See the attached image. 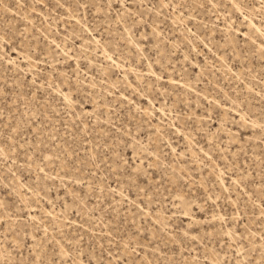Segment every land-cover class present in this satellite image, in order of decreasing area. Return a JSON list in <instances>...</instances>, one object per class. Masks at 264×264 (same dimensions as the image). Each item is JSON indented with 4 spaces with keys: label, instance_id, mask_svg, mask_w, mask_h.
Returning <instances> with one entry per match:
<instances>
[{
    "label": "rangeland",
    "instance_id": "1",
    "mask_svg": "<svg viewBox=\"0 0 264 264\" xmlns=\"http://www.w3.org/2000/svg\"><path fill=\"white\" fill-rule=\"evenodd\" d=\"M0 264H264V0H0Z\"/></svg>",
    "mask_w": 264,
    "mask_h": 264
},
{
    "label": "bare ground",
    "instance_id": "2",
    "mask_svg": "<svg viewBox=\"0 0 264 264\" xmlns=\"http://www.w3.org/2000/svg\"><path fill=\"white\" fill-rule=\"evenodd\" d=\"M251 23H252V25H253V26H255V27H256V25H255L253 22H251ZM258 29H259V28H258Z\"/></svg>",
    "mask_w": 264,
    "mask_h": 264
}]
</instances>
